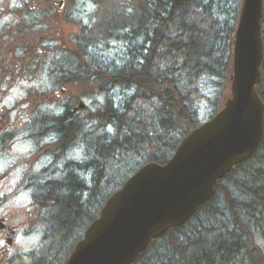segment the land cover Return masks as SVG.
I'll use <instances>...</instances> for the list:
<instances>
[{
    "label": "trees",
    "instance_id": "1",
    "mask_svg": "<svg viewBox=\"0 0 264 264\" xmlns=\"http://www.w3.org/2000/svg\"><path fill=\"white\" fill-rule=\"evenodd\" d=\"M116 3L105 18L100 16L98 26L105 32L126 29L124 42L134 45L131 54L126 52L120 66L103 68L88 57L82 60L84 43H79L77 64H68L92 67L101 86H113L96 112L93 140L84 137L94 164L88 172L79 169L73 184L41 189L53 203L57 239L69 246L64 257L130 174L147 162L165 163L180 140L201 124L200 79H209L215 89L207 96L212 115L230 97L237 16L229 25L214 0H125L130 9ZM262 42L258 91L264 103V0ZM83 133L78 129L79 142ZM258 239L264 240V130L257 151L217 183L213 198L187 223L151 243L133 264H264Z\"/></svg>",
    "mask_w": 264,
    "mask_h": 264
},
{
    "label": "flooded vegetation",
    "instance_id": "2",
    "mask_svg": "<svg viewBox=\"0 0 264 264\" xmlns=\"http://www.w3.org/2000/svg\"><path fill=\"white\" fill-rule=\"evenodd\" d=\"M75 1L0 0V264H33V236L40 240L34 251L62 247L53 241L54 214L40 191L75 183L78 170L88 172L94 164L85 134L84 142L77 138L86 128L79 104L85 74L46 66ZM39 72L44 83L37 89L31 83ZM88 103L89 96L91 120Z\"/></svg>",
    "mask_w": 264,
    "mask_h": 264
},
{
    "label": "water",
    "instance_id": "3",
    "mask_svg": "<svg viewBox=\"0 0 264 264\" xmlns=\"http://www.w3.org/2000/svg\"><path fill=\"white\" fill-rule=\"evenodd\" d=\"M261 20L262 0H243L224 108L189 132L164 166H143L108 198L65 264H132L151 240L187 222L214 196L217 181L255 152L264 126L257 89Z\"/></svg>",
    "mask_w": 264,
    "mask_h": 264
},
{
    "label": "rangeland",
    "instance_id": "4",
    "mask_svg": "<svg viewBox=\"0 0 264 264\" xmlns=\"http://www.w3.org/2000/svg\"><path fill=\"white\" fill-rule=\"evenodd\" d=\"M116 2V0H81L78 5V10L75 13V18L78 21V25L76 28L69 26L67 29H62L60 27V32L58 35V38L62 39V43L66 47H70V42L74 41V34L76 35V41L78 39L82 40L83 38L80 36V24H84L89 26H94L96 23V19L100 17V9L105 15L108 9V5H111L112 3ZM123 3L125 1L123 0ZM239 5V0H214V6L216 12L220 13L219 15H224L225 21L230 25L234 22V19L232 18L236 16V10ZM82 21V22H81ZM81 24V25H82ZM90 29H93L90 28ZM98 33L96 30H91V35H96ZM88 34V33H87ZM89 49V52L96 56V58H99L100 61L106 63V66H120L123 59L125 58L126 52L127 54L132 52L134 45L128 43L127 45L124 43L119 42L118 38L109 39V41H104L100 38H93L92 40L84 41ZM72 49H74L72 45ZM129 50V52H128ZM197 85V84H196ZM198 86L200 87V95L196 99L197 103V112L198 116L202 120L208 119L211 112L213 111L212 105L208 102L207 96H212L215 93V89L213 88L212 82L207 78H202L199 80ZM118 94L121 92L120 89H118ZM203 93V95H202ZM97 99V97H95ZM86 114V113H84ZM38 242L37 237L34 239H31V247L34 246V243ZM260 247L264 250V240L258 241ZM32 249V248H31ZM34 250H31V253Z\"/></svg>",
    "mask_w": 264,
    "mask_h": 264
}]
</instances>
